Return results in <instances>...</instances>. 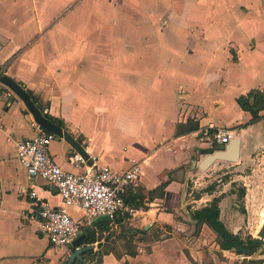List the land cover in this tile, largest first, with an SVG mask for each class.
Masks as SVG:
<instances>
[{
	"label": "crops",
	"instance_id": "1",
	"mask_svg": "<svg viewBox=\"0 0 264 264\" xmlns=\"http://www.w3.org/2000/svg\"><path fill=\"white\" fill-rule=\"evenodd\" d=\"M134 1L151 23L139 22L132 37L131 26H114L128 36L105 41L95 40L94 26L78 25L79 0H0V74L22 85L45 116L62 121L84 146L92 164L78 166L68 142L52 143L50 154L64 170L109 166L125 173L140 166L124 196L152 200L129 206L135 217L94 225L76 206L68 208L80 221L78 239L85 236L75 248L89 249L76 264H203L196 248L203 236L221 248L216 232L194 218L197 210L219 198L220 220L240 234L227 226L239 212L235 189L208 180L187 197L193 176L209 177L199 164L218 146L202 133L232 130L242 140L241 162L264 149V112L251 124L237 103L264 90V0ZM41 130L15 93L0 97V264H68L77 251L52 246L29 198L35 189L42 202L63 206L57 190L32 179L18 157L16 143ZM188 224L201 237H192L196 249L189 252ZM125 225L140 238L134 252L113 248L112 233Z\"/></svg>",
	"mask_w": 264,
	"mask_h": 264
},
{
	"label": "built area",
	"instance_id": "2",
	"mask_svg": "<svg viewBox=\"0 0 264 264\" xmlns=\"http://www.w3.org/2000/svg\"><path fill=\"white\" fill-rule=\"evenodd\" d=\"M1 78V74H0ZM11 99L14 92L0 82V97ZM203 138L215 145H227L234 138L232 130H218L211 134L205 130ZM58 137L45 130L33 139L19 140L16 143L18 157L32 179L40 178L53 186L63 201L61 208H53L42 202L37 190L29 193V198L37 203L41 232L56 248H75L81 235L80 221L68 211L76 206L86 221L92 222L108 216L115 220L119 216L135 217L137 210L127 206L124 195L141 174L139 164L125 173L113 171L109 166H91L82 174H74L61 168L50 154V146ZM74 162L86 165L87 161L76 154Z\"/></svg>",
	"mask_w": 264,
	"mask_h": 264
},
{
	"label": "rangeland",
	"instance_id": "3",
	"mask_svg": "<svg viewBox=\"0 0 264 264\" xmlns=\"http://www.w3.org/2000/svg\"><path fill=\"white\" fill-rule=\"evenodd\" d=\"M80 6L79 16L77 22L79 26H94L95 27V40H109V39H121V35L128 36V34L114 33V26H131V37L136 33L133 31L134 27L138 26L139 22L150 20L142 15L139 9V5L135 6L134 0H79ZM71 8V6H69ZM83 11H82V10ZM110 11H114L115 16H110ZM113 15V14H112ZM146 19V20H145ZM160 24L165 25L167 18L163 16L158 18ZM146 24L151 23L146 21ZM105 26V29H103ZM110 31V33H109ZM82 39H86V34L82 33ZM133 39V38H132ZM264 149L259 152L254 159H247L244 162L227 163L218 161L204 172H208L206 175L193 176L188 185V190L191 193L188 194V198H192V193L200 192L206 186L211 184L221 185L223 189L228 190L235 189L237 193V200L235 206L239 212H236L232 207L230 211L236 212L237 216L232 217V224L229 230L239 233L244 240H248L250 237L258 239V232L264 223ZM212 180V183L206 185V181ZM216 180V181H214ZM246 189L245 195L242 197L240 191ZM191 200V199H190ZM191 209L192 205L187 206ZM229 217V215H227ZM187 231L185 233L189 235L187 251L189 248H195V243L192 241V237L199 235L198 230L192 235L190 234L192 226L187 225ZM112 240H115L117 252H134L135 243L139 241V237L134 235L130 231V226L125 225L123 228H118L112 233ZM133 234V235H132ZM192 235V236H191ZM200 237V236H198ZM201 238V237H200ZM201 245L198 244L196 248L198 252L204 254L206 259L203 264H264V244L260 245L254 255L247 257L237 256L234 251L221 252L218 246L215 245L216 241L213 237L203 236ZM217 244V243H216ZM190 246V247H189ZM200 246V247H199ZM195 248V249H196Z\"/></svg>",
	"mask_w": 264,
	"mask_h": 264
},
{
	"label": "water",
	"instance_id": "4",
	"mask_svg": "<svg viewBox=\"0 0 264 264\" xmlns=\"http://www.w3.org/2000/svg\"><path fill=\"white\" fill-rule=\"evenodd\" d=\"M0 82L10 88L21 100L24 101L29 112L33 115L35 122L44 130L55 134L58 138L64 139L70 144V146L80 155L83 159L89 164H92L89 154L86 152L84 146L74 138V136L69 132L65 131L59 125L54 123L49 117L45 116L43 112L38 108L30 94L25 90V88L15 82L13 79L7 76H1ZM242 140L238 137L233 138L227 145H218L216 150L209 154L200 164L199 167L202 170H207L213 164L218 161L238 163L240 162V153H241ZM111 221V218L108 216L100 217L95 220L94 225L98 223H104ZM85 238L82 237L77 239L75 245H77L81 240ZM259 243H264V223L262 224L258 232ZM89 250V249H87ZM87 250H77L74 252L69 260L68 264H76L78 261H83L82 254Z\"/></svg>",
	"mask_w": 264,
	"mask_h": 264
},
{
	"label": "trees",
	"instance_id": "5",
	"mask_svg": "<svg viewBox=\"0 0 264 264\" xmlns=\"http://www.w3.org/2000/svg\"><path fill=\"white\" fill-rule=\"evenodd\" d=\"M237 103L243 111L249 112L252 115L253 119L251 121V124L256 123L261 119V113L264 112V90H252L247 96L239 98L237 100ZM50 119L61 128L66 129V126L62 121L54 118ZM247 127L248 125H245L243 128ZM213 133L214 132H211V134ZM244 194L245 193H243V195ZM140 198L141 199L130 195L128 197L124 196L127 206L134 205L136 208H141L143 207L145 201L152 200V198L147 197ZM220 201L221 200L217 198L209 207H206L202 210H197L193 215L194 218L199 222L206 223L214 230V232H216L222 250H235L236 254L240 256L253 255L261 245L259 243V240L252 237H250L248 240H244L240 235H234L230 233L220 220ZM117 219L120 223L121 221L128 219V215L119 216ZM103 226L108 227V224H104ZM87 242L94 243L91 237L87 238Z\"/></svg>",
	"mask_w": 264,
	"mask_h": 264
},
{
	"label": "flooded vegetation",
	"instance_id": "6",
	"mask_svg": "<svg viewBox=\"0 0 264 264\" xmlns=\"http://www.w3.org/2000/svg\"><path fill=\"white\" fill-rule=\"evenodd\" d=\"M258 240H259V239H258ZM260 244L262 245V244H264V243H260ZM220 248H221V245H220ZM221 250H222V249H221ZM223 251H224V250H223ZM231 251H234V250H231ZM229 252H230V251H229ZM235 253H236V251H235ZM236 255H237V254H236ZM253 255H254V254H253ZM237 256H240V255H237ZM244 256L247 257V255H242V256H240V257H244ZM251 256H252V255H251Z\"/></svg>",
	"mask_w": 264,
	"mask_h": 264
}]
</instances>
